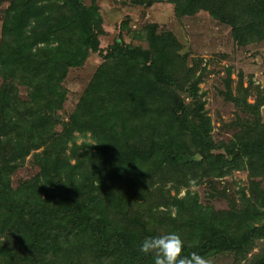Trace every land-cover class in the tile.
<instances>
[{
	"label": "trees",
	"instance_id": "1",
	"mask_svg": "<svg viewBox=\"0 0 264 264\" xmlns=\"http://www.w3.org/2000/svg\"><path fill=\"white\" fill-rule=\"evenodd\" d=\"M8 1L0 40V264H153L139 245L168 232L180 235L185 255L230 253L237 264H264V188L257 182L252 196L241 191L228 210L166 189L189 186L192 171L200 180L235 170L264 176L263 89L241 84L234 94L228 84L227 99L246 117L229 143L217 144L200 94L204 74L173 32L147 24L146 48L120 37L102 51L98 0ZM157 3L173 4L180 19L208 14L240 47L264 41V0L140 4ZM97 52L104 62L70 121H59L69 70ZM76 132L91 134L95 146L75 153ZM40 149L33 162L39 173L14 189L18 162ZM218 195L226 198V190Z\"/></svg>",
	"mask_w": 264,
	"mask_h": 264
},
{
	"label": "rangeland",
	"instance_id": "2",
	"mask_svg": "<svg viewBox=\"0 0 264 264\" xmlns=\"http://www.w3.org/2000/svg\"><path fill=\"white\" fill-rule=\"evenodd\" d=\"M86 1L90 3V0ZM142 1L144 0H98L105 32L101 37L102 51H106L107 47L120 37L128 44L146 48L144 27L147 24L155 23L160 31L173 32L183 44L182 52L189 55L191 65L193 67L196 65L197 75L204 74L199 86L200 94L206 112L212 121V135L215 142L217 144L229 143L238 131L239 126L236 123L241 122L246 116L243 109L236 107L232 101L227 99L228 86L230 85L234 94L237 93L241 84L248 88L252 83V86H259L264 91V41L240 47L234 42L229 28L218 25L204 12L180 19L175 15L173 4L157 3L145 6L140 4ZM8 4V0H0V40L3 17ZM103 57L101 52L91 53L82 66L69 70L63 82L67 96L62 108L58 111L59 121L63 123L70 121L80 98L97 69L104 62ZM19 91L22 100L30 98L31 95L28 96L29 93L25 87H19ZM186 101L190 103L191 99L187 98ZM249 102L255 104L254 95L249 98ZM260 116L261 122L264 123V105L260 108ZM57 130H61V126L58 125ZM74 138L76 146L79 147L75 153L78 151L79 155L87 151L88 145L95 146L96 144L89 133L76 132ZM41 150L33 151L24 162H18L19 165L11 177V185L14 189H19L25 181L31 180L39 173L40 167L33 162L34 154ZM219 152L225 151L221 149ZM68 153L71 152L68 151ZM202 174L204 175V171L201 170L199 176ZM195 175L196 172L192 171L187 187L181 186L175 190L172 183H167L166 189L173 196L178 195L181 198L191 194L198 197L200 204L204 206L212 205L216 210H228L231 200L236 199V202L240 203L241 191H246L247 196L253 195L250 192L252 181L258 183V188H264V176L262 178L260 176L250 177L247 170H235L231 175L222 179L204 177L200 180ZM208 180L212 181L211 186ZM224 189L226 198L218 195ZM261 243L263 245L264 241ZM206 260L208 264H237L235 255L230 253Z\"/></svg>",
	"mask_w": 264,
	"mask_h": 264
},
{
	"label": "clouds",
	"instance_id": "3",
	"mask_svg": "<svg viewBox=\"0 0 264 264\" xmlns=\"http://www.w3.org/2000/svg\"><path fill=\"white\" fill-rule=\"evenodd\" d=\"M139 251L152 255L153 264H208L197 252L184 254V242L176 232H168L144 238Z\"/></svg>",
	"mask_w": 264,
	"mask_h": 264
}]
</instances>
